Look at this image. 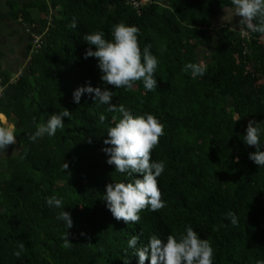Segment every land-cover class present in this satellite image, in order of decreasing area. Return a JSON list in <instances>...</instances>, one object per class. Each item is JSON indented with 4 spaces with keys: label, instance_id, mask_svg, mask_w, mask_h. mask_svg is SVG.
<instances>
[{
    "label": "trees",
    "instance_id": "trees-1",
    "mask_svg": "<svg viewBox=\"0 0 264 264\" xmlns=\"http://www.w3.org/2000/svg\"><path fill=\"white\" fill-rule=\"evenodd\" d=\"M8 6L42 37L38 48L27 47L26 72L16 78L0 61V113L17 136L0 152V264H137L127 249L131 235L143 233L140 247L151 234L166 239L186 224L212 243L214 264L264 260V168L249 159L255 147L241 139L248 121L264 125V35L249 31L243 37V25L214 27L230 0H147L137 9L126 0H32L23 6L10 0ZM73 18L76 28L69 27ZM118 22L140 28L141 49L151 45L159 60L158 87L145 93L140 81L127 91L107 85L114 91L111 103L134 114L151 112L165 126L152 159L166 164L158 177L166 204L141 211L135 224L116 220L102 199L108 183L125 179L102 151L118 114L105 113L109 120L101 123L98 114L107 105L97 107L94 94L73 102L77 87H105L96 59L84 58V34L103 30L110 38ZM212 44L199 60V50ZM188 61L204 62L205 75L192 79L182 72ZM64 108L72 119L63 118V130L28 140L36 124ZM52 194L63 197L73 220L69 248L62 245L59 209L45 204ZM228 210L237 213L238 226L224 218ZM21 242L25 248L16 257Z\"/></svg>",
    "mask_w": 264,
    "mask_h": 264
},
{
    "label": "clouds",
    "instance_id": "clouds-1",
    "mask_svg": "<svg viewBox=\"0 0 264 264\" xmlns=\"http://www.w3.org/2000/svg\"><path fill=\"white\" fill-rule=\"evenodd\" d=\"M233 16H239L241 36H247L249 31L264 35V0H230ZM69 27L76 28V19ZM140 28L135 24L125 22L115 23L106 38L103 30L85 33L83 40L89 45L84 52V58L93 57L100 73V80L105 87H93L90 83L77 87L73 92V102L79 104L85 93L94 94L92 99L97 107L107 105L105 112L98 114L101 123L109 120L105 113H117L111 117L106 129L104 151L107 163L114 165V171L125 177L105 186L103 200L106 208L116 220L125 223H137L141 219V211L156 212L165 207L162 192L158 186V177L165 171L164 160H153L152 150L159 144L164 133V124L151 112L134 114L133 110L123 103H111L115 89L125 91L134 87L135 82H142L145 93L155 91L158 80L155 76L159 64L158 57L151 51V45L145 44L141 49ZM94 46V47H92ZM181 71L190 74L192 79L203 77L207 72L204 62L188 61L182 65ZM264 103V98L261 99ZM64 117L72 119V113L64 108L53 112L45 122L36 124L35 130L27 134L31 142H36L45 136L54 137L57 130H63ZM36 118L33 117L35 123ZM16 128L7 122V117L0 113V152H5L9 145L16 142ZM264 125L253 120L248 121L242 141L245 145L254 146L255 151L249 153V159L259 168H264ZM67 169V163L63 164ZM45 204L52 209H59L56 220L62 222L65 231L62 233L64 248L72 246L68 238V229L73 226L71 214L65 211L63 197L52 194L45 197ZM233 226H238L239 218L235 211L228 210L224 214ZM83 235V233H81ZM143 235V233H141ZM141 235H131L127 239V249H132L138 257L137 264H214V248L212 243L202 238L191 224H186L182 231L169 233L165 238L153 233L146 243L138 247ZM25 244L18 243L13 255L21 256ZM125 249V252H127ZM128 264V260L124 261ZM256 264H264L257 260Z\"/></svg>",
    "mask_w": 264,
    "mask_h": 264
},
{
    "label": "rangeland",
    "instance_id": "rangeland-1",
    "mask_svg": "<svg viewBox=\"0 0 264 264\" xmlns=\"http://www.w3.org/2000/svg\"><path fill=\"white\" fill-rule=\"evenodd\" d=\"M224 13H227L226 16L232 15L231 10L225 11ZM14 23L16 36H7L5 38L6 46L0 48V61L12 72L11 76L16 78L20 73L26 72L27 64L30 60V54L27 50V47L31 45L30 35L31 33H38V31L35 29L32 32H28V26L21 23L19 20L18 23L16 21H14ZM212 46L213 44L208 49L199 50V60H205L207 58Z\"/></svg>",
    "mask_w": 264,
    "mask_h": 264
},
{
    "label": "crops",
    "instance_id": "crops-1",
    "mask_svg": "<svg viewBox=\"0 0 264 264\" xmlns=\"http://www.w3.org/2000/svg\"><path fill=\"white\" fill-rule=\"evenodd\" d=\"M10 0H0V48L3 46H6V40L5 38L7 36H16V30L15 29V23L16 21L18 23V20L14 18V16L11 13V10L8 6V2ZM15 1L18 6H23L24 4L32 1V0H13ZM225 9L222 10L214 19V27H221V26H227L232 29H236L241 26L239 23L240 17L239 16H226L227 13H224L225 11L230 10ZM21 22V20H19ZM217 25V26H216ZM8 37V38H9ZM12 43V42H7Z\"/></svg>",
    "mask_w": 264,
    "mask_h": 264
},
{
    "label": "built area",
    "instance_id": "built-area-1",
    "mask_svg": "<svg viewBox=\"0 0 264 264\" xmlns=\"http://www.w3.org/2000/svg\"><path fill=\"white\" fill-rule=\"evenodd\" d=\"M127 4L133 6L135 9H137L140 5L144 4L147 2V0H126ZM36 28L34 27H29L27 28L28 32H32L34 31ZM37 30V29H36ZM31 43L33 45V50L38 48L40 46V40L42 37V33H31ZM248 36V35H247ZM247 36H243V37H247Z\"/></svg>",
    "mask_w": 264,
    "mask_h": 264
}]
</instances>
